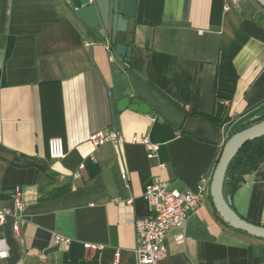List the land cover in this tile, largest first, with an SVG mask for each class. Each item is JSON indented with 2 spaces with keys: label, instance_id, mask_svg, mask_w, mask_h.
Instances as JSON below:
<instances>
[{
  "label": "crops",
  "instance_id": "1",
  "mask_svg": "<svg viewBox=\"0 0 264 264\" xmlns=\"http://www.w3.org/2000/svg\"><path fill=\"white\" fill-rule=\"evenodd\" d=\"M229 6L139 0L128 62L86 33L64 0H0V208H14L18 187L25 208L20 239L12 218L0 226L10 247L1 264H136L133 223L150 214L145 193L157 178L181 192L208 179L209 190L169 230L160 264H264V240L227 225L211 197L226 142L264 120V8L256 0ZM126 97L148 104L155 118L120 110ZM98 130L127 142L95 149L89 136ZM135 135L158 144L157 155L132 143ZM53 138L63 139L66 158H50ZM230 201L264 226V163Z\"/></svg>",
  "mask_w": 264,
  "mask_h": 264
},
{
  "label": "built area",
  "instance_id": "2",
  "mask_svg": "<svg viewBox=\"0 0 264 264\" xmlns=\"http://www.w3.org/2000/svg\"><path fill=\"white\" fill-rule=\"evenodd\" d=\"M222 1L224 3V10L229 11L230 0ZM85 46L91 47L92 43H86ZM108 49L110 50L109 46ZM223 104L228 105L229 102L225 101ZM89 141L95 149L106 144L121 146L127 142L123 134L115 130L95 131L89 136ZM131 142L145 146L150 158L156 156L159 151V145L153 143L149 136L141 137L135 135L132 137ZM48 149L50 158L53 160H62L67 156L65 144L61 138L49 140ZM91 160H94V156L91 157ZM84 169L85 164H82L80 170ZM122 179L124 182H127L128 176L126 173L122 175ZM207 184L208 179H203L197 191L181 192L171 187L169 182L157 178L147 187L145 198L151 207L150 214L146 217L136 218L133 223L138 240L136 264H160L166 258L168 250L165 239L169 230L173 227L183 226L188 216L197 210L201 203L206 200L209 191ZM132 202V200L129 201V203ZM24 212L23 193L21 188L18 187L14 198V208H0V226L6 223L9 218H12L13 232L17 239L21 238L20 224L24 218ZM55 241L56 243H70L69 239L61 235H56ZM184 241L185 235L182 234L177 237L179 244H182ZM84 248L87 251L95 253L104 250V246L89 243L84 244ZM9 259V244L5 237L0 236V264L2 261Z\"/></svg>",
  "mask_w": 264,
  "mask_h": 264
},
{
  "label": "water",
  "instance_id": "3",
  "mask_svg": "<svg viewBox=\"0 0 264 264\" xmlns=\"http://www.w3.org/2000/svg\"><path fill=\"white\" fill-rule=\"evenodd\" d=\"M264 8V0H256ZM139 0H64L66 9L86 31L107 40L112 51L131 61L137 27ZM131 95L126 76H122ZM120 110L130 108L155 118L152 108L135 98L120 100ZM264 137V120L233 135L225 144L211 182V197L218 214L232 228L264 240V226L242 218L229 205L225 197V182L229 167L243 147L251 141Z\"/></svg>",
  "mask_w": 264,
  "mask_h": 264
},
{
  "label": "trees",
  "instance_id": "4",
  "mask_svg": "<svg viewBox=\"0 0 264 264\" xmlns=\"http://www.w3.org/2000/svg\"><path fill=\"white\" fill-rule=\"evenodd\" d=\"M213 120L218 122V118ZM263 163L264 137L248 142L233 160L227 173L224 188L225 197L231 207V197L246 182L247 177L256 172Z\"/></svg>",
  "mask_w": 264,
  "mask_h": 264
}]
</instances>
